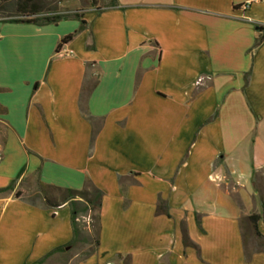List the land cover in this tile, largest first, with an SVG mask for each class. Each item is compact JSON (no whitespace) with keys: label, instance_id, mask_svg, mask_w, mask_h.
<instances>
[{"label":"crops","instance_id":"1","mask_svg":"<svg viewBox=\"0 0 264 264\" xmlns=\"http://www.w3.org/2000/svg\"><path fill=\"white\" fill-rule=\"evenodd\" d=\"M111 1L82 29L0 20V264H264V0ZM88 180L85 259L38 187Z\"/></svg>","mask_w":264,"mask_h":264},{"label":"trees","instance_id":"2","mask_svg":"<svg viewBox=\"0 0 264 264\" xmlns=\"http://www.w3.org/2000/svg\"><path fill=\"white\" fill-rule=\"evenodd\" d=\"M17 2L20 4L18 6L19 15L24 16L26 18L19 20H9L8 22L32 24L42 27L48 25H57L58 23L63 21L76 20L81 22V29L84 28L85 23L82 21L81 15L79 13H75L73 15H54L50 17L33 19V16L38 15L35 5L32 4L33 0H17ZM110 7H116V0L111 1ZM255 27L257 28L258 32L262 35L255 43L253 50L256 49L264 40V26L255 25ZM78 32L79 31L61 40L57 47V52H60L64 45L70 43ZM85 115L89 121H92L91 117L87 116V114ZM260 181L257 180V182H255L256 191L260 190ZM15 183L16 181L13 182L8 188L0 190V193H7L9 191H12ZM38 188L40 195L43 198L45 206L47 208L59 209L64 205H68L70 207L71 224L73 227L74 239L69 246L73 247L81 241L85 242V244H89L91 246V250L87 255H85L84 258L86 259L94 255L97 252V249L100 244V212L102 208L103 193L98 190L89 180L85 183V186L81 191L63 190L59 188L49 187L43 184H39ZM259 194L261 195L262 191H259ZM261 204L264 216V202L262 198ZM156 213L157 215L163 214L169 217L167 203L159 199ZM84 217L88 218L90 227V233L87 235L86 238L83 237V229L81 225L82 218ZM260 219L261 218L258 215H253L249 218V221L253 226L254 233L258 238H261L260 234L257 231V223ZM197 223L200 226L198 220ZM181 231L185 247L196 248L188 238L187 229L184 223L181 224ZM63 250V248L57 249L53 253L49 254L40 263L43 264L47 258Z\"/></svg>","mask_w":264,"mask_h":264},{"label":"rangeland","instance_id":"3","mask_svg":"<svg viewBox=\"0 0 264 264\" xmlns=\"http://www.w3.org/2000/svg\"><path fill=\"white\" fill-rule=\"evenodd\" d=\"M99 2L105 4L106 0H33L32 4L35 5L38 15L32 18L73 15L90 8V6H97ZM19 5L17 0H0V20L25 19L26 17L19 15ZM85 231L87 232L86 229L83 232ZM83 237L86 238L87 236L83 235ZM90 250L91 246L82 244L77 246L74 252L85 254Z\"/></svg>","mask_w":264,"mask_h":264},{"label":"built area","instance_id":"4","mask_svg":"<svg viewBox=\"0 0 264 264\" xmlns=\"http://www.w3.org/2000/svg\"><path fill=\"white\" fill-rule=\"evenodd\" d=\"M201 81H202V80H201ZM201 81H200V82H201Z\"/></svg>","mask_w":264,"mask_h":264}]
</instances>
